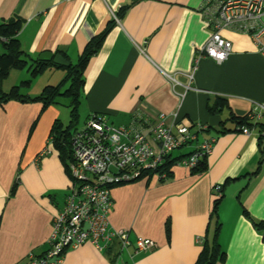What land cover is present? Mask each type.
<instances>
[{"label":"crops","instance_id":"crops-1","mask_svg":"<svg viewBox=\"0 0 264 264\" xmlns=\"http://www.w3.org/2000/svg\"><path fill=\"white\" fill-rule=\"evenodd\" d=\"M206 5L207 0H0V24L22 20L17 38L30 60L52 52L75 65L112 23L83 75L78 119L84 116L85 123L97 114L112 126L136 124L150 133L166 116L167 125H187L196 135L168 156L163 181L144 176L111 188L110 226L129 230L132 242L153 241V250L135 254L131 246L121 253L115 243L101 252L84 244L67 250L60 264H195L215 232L223 257L214 264H264V55L250 35L222 30L232 43L230 57L222 64L202 58L190 80L197 52L213 34ZM124 6L126 14L115 21L111 11L117 15ZM26 68L2 81L4 93L30 80L23 93L35 98L51 86L44 77L61 83L66 75L49 66L38 81ZM58 104L43 109L39 102L0 103V264H29L31 254L43 255L53 220L64 208L71 178L51 131L69 122ZM257 107L259 119H250ZM210 138L216 142L204 171L181 164ZM218 185L223 198L215 210Z\"/></svg>","mask_w":264,"mask_h":264},{"label":"built area","instance_id":"built-area-1","mask_svg":"<svg viewBox=\"0 0 264 264\" xmlns=\"http://www.w3.org/2000/svg\"><path fill=\"white\" fill-rule=\"evenodd\" d=\"M111 16L119 22L115 11H111ZM205 17L213 28V34L197 52L193 70L187 75L190 80L202 58L222 64L230 57L232 43L222 37V30L250 35L264 55V0H207ZM0 40L6 41L4 38ZM170 79L176 82L174 77ZM259 110L257 107L249 118L259 119ZM166 118L161 116L150 127V134L136 124L115 127L100 115H89L84 126L72 137L74 162L68 168L71 187L63 210L53 220L49 248L41 256L31 254L29 264H60L67 250L84 244H91L104 252L116 243L121 253L132 246L135 254L156 247L149 239L138 237L132 242L129 230L110 226L111 188L154 174L166 157L196 140L189 126L179 124L171 127L165 123ZM242 132L250 133L248 128H243ZM215 142V138L204 140L194 152L183 157L181 164L191 170L196 168L200 160L212 153ZM220 186L214 188V196H221Z\"/></svg>","mask_w":264,"mask_h":264},{"label":"trees","instance_id":"trees-1","mask_svg":"<svg viewBox=\"0 0 264 264\" xmlns=\"http://www.w3.org/2000/svg\"><path fill=\"white\" fill-rule=\"evenodd\" d=\"M137 1L139 0H135V2ZM128 8L129 6L122 7L117 12V18L121 19L124 16V14H126ZM22 24H23L22 20L18 18L17 19L14 18L11 21L0 24V39L4 38L6 40L4 42L0 41V45L2 46L4 51L2 54H0V103L3 104L13 100L25 102V103L39 102L43 105V109H46L50 105H54V104L57 105L58 100L60 98L69 99L68 108L70 109V121L68 123V126L62 127L61 124H55L51 131L52 145L55 148V150L59 152L60 158L63 160V162L65 163V167L68 170L70 164L74 162L73 151L71 147L72 136H73L72 132L74 131L75 133L80 128L77 127V123L79 121L78 119L79 105L83 98V88H84L83 75L86 71L89 60L100 49L103 39L108 33L112 23L107 26V28L103 33L93 38L89 42V44L85 48L82 57L79 59L78 63L75 65H70L69 67H61L55 65L52 62L49 63L40 62L38 61V59L30 60V57L27 56L21 49L20 42L17 38L19 32L21 31ZM49 66L62 69L66 74L64 80L58 86L44 87L42 92L35 98H31L27 94L23 93V88H27L30 86L31 83L30 80L21 83V85L19 86L12 87L11 90L7 93H4L2 91L1 89L2 81H4L8 77V75L12 70L31 67L32 68L31 77L35 78L41 72H44L45 69ZM246 120L247 119L245 118V121ZM205 159L206 158L200 160L199 165L196 168L192 169L191 171L198 173L204 171ZM68 163L70 164L68 165ZM170 165L171 163H169V158L166 157L164 162L160 165L158 171L155 172L154 174L161 175L159 179L163 181L168 176L167 173ZM154 174L150 173L147 176L153 177ZM17 183H19L18 180H16V184ZM219 194L221 195L220 197L219 195H215V200H214L215 210L217 209L220 200L223 198L222 185L220 186ZM216 234L217 232L214 233L213 244L211 245L205 244L203 250L201 251L199 259L195 264H214L217 259H221L223 257L222 255H219Z\"/></svg>","mask_w":264,"mask_h":264},{"label":"rangeland","instance_id":"rangeland-1","mask_svg":"<svg viewBox=\"0 0 264 264\" xmlns=\"http://www.w3.org/2000/svg\"><path fill=\"white\" fill-rule=\"evenodd\" d=\"M1 41V40H0ZM263 41H264V38H263ZM3 48H2V46L0 45V51L2 50ZM76 64V63H75ZM31 67H28V68H26V71L27 72H29V76L31 77ZM62 71V70H61ZM43 75H45V74H43V72H41L39 75H37V79H38V81H39V79L43 76ZM53 75V74H52ZM52 78V81H49L47 78H43L42 80H46L47 81V83H50L51 84V86H58L59 85V83H60V81L62 80V79H60V78H54V77H51ZM37 83V82H36ZM45 85H43V87H44ZM47 86V85H46ZM59 102L61 103V104H63V105H65V106H63V105H61V104H58V106H59V108L63 111V114H64V118H63V120H64V122L67 120V123L69 122V120H70V109L68 108V101H62L61 99H59ZM83 123H84V116H81L80 115V118H79V121H78V123H77V126L78 127H80V126H83ZM185 148V147H184ZM183 149V148H182Z\"/></svg>","mask_w":264,"mask_h":264},{"label":"water","instance_id":"water-1","mask_svg":"<svg viewBox=\"0 0 264 264\" xmlns=\"http://www.w3.org/2000/svg\"><path fill=\"white\" fill-rule=\"evenodd\" d=\"M38 61L49 63L52 62L55 65L61 66V67H69L70 63L64 59V57L61 54H53L52 52H45L41 54L38 57Z\"/></svg>","mask_w":264,"mask_h":264}]
</instances>
